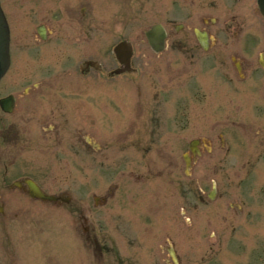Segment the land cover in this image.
<instances>
[{"label":"flooded vegetation","instance_id":"flooded-vegetation-1","mask_svg":"<svg viewBox=\"0 0 264 264\" xmlns=\"http://www.w3.org/2000/svg\"><path fill=\"white\" fill-rule=\"evenodd\" d=\"M186 1L191 2L193 6H203V9L207 10L198 14L197 20L198 28L208 35L209 47L203 50L195 38L198 49L205 52L213 50L219 37L238 41V45L235 40L233 42L237 46L221 48L210 56V60L214 62L211 65L213 75L218 69L217 73L223 79L221 83L209 86L210 99L211 92L217 91L220 96L216 107H211L214 110L218 108L221 114H226L223 116L226 121L217 133L219 148L214 150L213 142L205 145L200 137L195 138L193 146L187 143L184 150L167 149L165 143L152 148L151 137L153 140L160 138L169 126L150 127L151 103L138 102L139 100L132 102L126 116V129L121 133L117 132L113 140L112 148L116 150V154L112 159L114 166L111 186L109 190L105 188L102 195L94 196L91 206L82 204V176L79 180L73 177L71 181L70 175L71 165L79 163L82 167V163L88 161L85 157L87 151H103V147L98 143L92 139L88 140L84 123L82 124V114L85 117L89 109L87 97L82 94V79L69 72L68 53L55 57L54 51L47 50V44L53 42L50 37L54 31L48 23L54 16V8L41 5L38 12L35 1L20 0L17 5L18 12L21 13L20 20H40L35 31L25 30L26 22L20 23L21 33L31 34L30 43L23 42L24 45L17 46L16 50L10 47V65L0 80L1 232L17 229L23 216L38 213L39 204L90 215L92 210L98 211L111 200V236L89 239L91 243L99 248L109 245L112 262L117 264H181V253L176 243L166 246L164 244L166 230L163 226L166 221H171L164 217V212L169 207V212L174 215L170 225L173 226L174 223V232L179 236L178 228L183 214V189L190 188L188 184L183 183L180 163L185 164L188 160L190 167H193L204 155L214 157L211 163L213 177L210 178V184L216 197L220 193L226 194L230 183L228 178L227 182L224 179L227 176L224 169L229 151L228 132L237 130L239 133L242 151L244 150L243 153L247 156L248 164L261 161L264 156V14L258 0ZM58 10L69 18L74 17L69 14L70 10L66 4H60ZM176 27L183 29L185 23ZM165 29L169 39L168 29ZM67 38L72 37L66 35L62 40L67 43ZM73 38L80 40L82 31ZM55 59L61 62L60 69L51 72L54 71L52 61ZM115 62L117 66L109 72L103 70L100 63L101 69L97 72L102 74L101 78L108 81L113 77L128 76L136 72L133 68L130 72L116 73L122 66ZM14 64H17L19 71L12 78L6 77ZM39 66L42 68L40 74ZM89 72L90 69L84 75ZM80 74L82 75V72ZM71 75L74 78H71ZM178 75L175 74L173 79H169L170 84L164 87L163 96L154 103L159 105L162 117L160 120L171 123L173 119L174 123L178 124L176 129L180 131L182 84ZM127 85L133 97V81ZM172 88L175 90L173 99ZM124 100V96H121L119 103ZM226 101L238 102V105L233 107V113L238 114L239 119L230 118V109L221 106ZM120 108L124 112V108ZM115 126L118 130L117 125ZM151 150L162 163V168H151ZM91 160L96 162V159ZM98 160L105 162L109 157L103 152ZM125 164L129 166L127 172L123 170ZM135 165H141V170H135ZM220 171L223 175L219 174ZM152 178L162 179L173 188V201L166 197V186H151ZM151 187L154 188L152 196ZM73 195L79 200L71 205ZM229 208L233 212L242 211L240 205H231ZM91 224L93 231L105 230L102 219L94 218ZM151 238L155 239L152 243ZM216 238L217 234L214 232L212 241L215 239L217 243L223 241L227 244L232 241L231 238ZM215 242L210 246L212 253ZM256 256L257 254L255 259Z\"/></svg>","mask_w":264,"mask_h":264},{"label":"rangeland","instance_id":"rangeland-1","mask_svg":"<svg viewBox=\"0 0 264 264\" xmlns=\"http://www.w3.org/2000/svg\"><path fill=\"white\" fill-rule=\"evenodd\" d=\"M32 1L37 3L38 12L41 5L54 8V16L48 23L54 31L50 37L53 42L47 44V50L54 51L55 57L69 54L68 70L82 79V94L86 95L89 106L86 116L82 114L86 135L103 147L101 153L98 150L87 151L85 157L88 161L82 163V167L79 163L70 167L71 181L73 177L79 180L82 176V204L92 206L94 196L102 195L107 188L109 190L114 166L112 159L116 154V150L112 148L113 140L117 132L121 133L126 129L129 106L137 100L151 103L150 127L169 126L160 138L153 140L151 137L152 148L165 143L167 149L184 150L192 138L200 137L205 145L213 142L214 150H218L217 133L226 121V114L211 107H216L220 96L217 91L211 92L210 99L209 86L219 84L223 79L218 75V69L213 75L211 65L214 62L210 60V56L221 48L237 46L238 41L219 37L213 50L205 52L198 49L192 30L199 27L197 15L207 12L203 6H193L186 0ZM19 2L20 0H1L10 25L11 47L14 50L17 46L24 45L23 42L30 43L31 34H22L20 23L26 22L25 30L35 31L40 20H20L21 13L17 6ZM60 4L68 5L69 14L74 17L69 18L58 10ZM156 23L163 24L169 32L167 48L160 54L151 51L144 36L145 30ZM180 23H185V27L176 31L175 25ZM80 31L82 38H73ZM66 35L72 37L67 38V43L62 40ZM122 40H129L133 44L132 64L136 72L128 76L113 77L108 81L93 69L87 75L80 74L79 65L85 60L99 61L107 72L115 69L117 65L112 50ZM234 40L237 45L233 44ZM52 62L54 71L51 72L60 69V61L55 59ZM18 71L17 64H14L6 77L12 78ZM41 72L42 68L39 66L38 73ZM48 73L51 74L50 71ZM175 74H179L182 84L180 131L176 129L178 124L173 119L171 123L160 120L162 117L159 105L154 103L163 96L164 87L169 86V79H173ZM72 75L70 77L74 78ZM130 81L134 84L133 97L127 85ZM171 84L173 85V81ZM174 95L175 90L172 88L171 99ZM121 96L125 100L119 103ZM236 105L237 101H226L221 106L230 109V118L239 119V115L233 113ZM121 106L124 112L121 111ZM135 111L137 112V107ZM227 137L229 151L224 169L227 176L224 179L226 181L228 178L230 183L226 194H218L213 201L207 197L211 188L210 178L213 177L211 163L214 157L204 155L191 168V176L188 177L184 172V163H180L183 183L190 188L183 189V214L180 228L177 227L179 236L174 232V223L173 226L170 225L174 215L169 212V207L164 212V217L171 221H166L163 226L166 230L164 244L176 243L181 253V264H264V156L261 161L248 164L237 130L228 132ZM103 152L108 155V161L98 160ZM91 159H96V162ZM150 159L151 168H162V163L156 159L153 150ZM128 169L129 166L125 164L123 170L127 172ZM135 170H141V165H135ZM219 174L223 175V172L220 171ZM153 185L166 186V197L173 201L175 191L165 181L152 178L151 186ZM153 192L154 188L151 187V196ZM73 196L71 205L79 200ZM151 201L153 202L152 197ZM229 204L242 206V211L235 210V215ZM112 210L111 200L98 211L92 210L90 215L39 204L38 213L23 216L17 229L0 231V264H117L112 262L109 245L99 248L89 241L98 236H111ZM94 218L102 219L104 231H93L91 223ZM214 232L217 234L216 239L231 238L232 241L229 244L223 241L217 243L215 239L212 241ZM154 241L151 238L150 242ZM213 242L212 253L210 246ZM124 244L126 245V241Z\"/></svg>","mask_w":264,"mask_h":264},{"label":"water","instance_id":"water-1","mask_svg":"<svg viewBox=\"0 0 264 264\" xmlns=\"http://www.w3.org/2000/svg\"><path fill=\"white\" fill-rule=\"evenodd\" d=\"M195 34L198 42L204 49H208V36L204 32L195 29ZM147 41L156 53L161 52L165 47L166 32L161 24H155L145 32ZM8 47H9V30L6 19L0 7V78L4 74L8 66ZM114 53L119 63L124 65L123 70H130V58L132 56V45L129 41L119 42L115 48ZM86 66H93L98 68V63L93 61L85 62ZM40 197L43 198L41 194ZM213 198V195H210Z\"/></svg>","mask_w":264,"mask_h":264}]
</instances>
